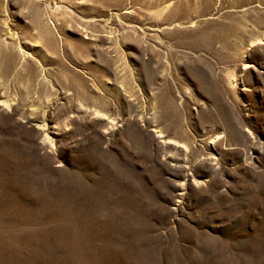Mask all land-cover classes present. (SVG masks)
<instances>
[{
	"label": "rangeland",
	"instance_id": "374dc122",
	"mask_svg": "<svg viewBox=\"0 0 264 264\" xmlns=\"http://www.w3.org/2000/svg\"><path fill=\"white\" fill-rule=\"evenodd\" d=\"M0 264H264V0H0Z\"/></svg>",
	"mask_w": 264,
	"mask_h": 264
}]
</instances>
